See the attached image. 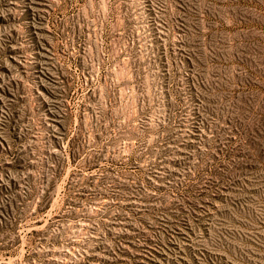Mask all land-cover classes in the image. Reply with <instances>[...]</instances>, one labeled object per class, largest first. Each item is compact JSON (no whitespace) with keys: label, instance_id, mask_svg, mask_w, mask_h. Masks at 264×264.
Returning a JSON list of instances; mask_svg holds the SVG:
<instances>
[{"label":"rangeland","instance_id":"374dc122","mask_svg":"<svg viewBox=\"0 0 264 264\" xmlns=\"http://www.w3.org/2000/svg\"><path fill=\"white\" fill-rule=\"evenodd\" d=\"M0 264H264V0H0Z\"/></svg>","mask_w":264,"mask_h":264},{"label":"bare ground","instance_id":"6f19581e","mask_svg":"<svg viewBox=\"0 0 264 264\" xmlns=\"http://www.w3.org/2000/svg\"><path fill=\"white\" fill-rule=\"evenodd\" d=\"M38 3V2H37Z\"/></svg>","mask_w":264,"mask_h":264}]
</instances>
